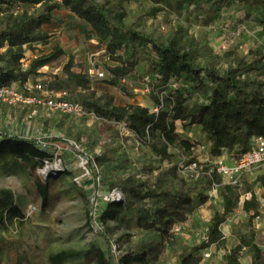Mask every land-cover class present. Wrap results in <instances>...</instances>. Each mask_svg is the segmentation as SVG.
I'll use <instances>...</instances> for the list:
<instances>
[{
    "label": "rangeland",
    "instance_id": "1",
    "mask_svg": "<svg viewBox=\"0 0 264 264\" xmlns=\"http://www.w3.org/2000/svg\"><path fill=\"white\" fill-rule=\"evenodd\" d=\"M122 4L127 9L126 21L136 28L154 32L161 38L178 31V35L187 40L208 45L212 51L205 60L216 61L221 72L234 64L237 56H245L251 61L259 52L264 53V12L259 7L250 9L233 1L217 12L215 0H204L201 10L195 6H185L180 13L164 10L153 15L157 5L148 0H128ZM39 10L40 6H15L9 13L0 15V32L9 30L17 23L19 13L31 14ZM54 14L53 23L41 30L50 35L46 43L28 44L20 48L5 45L0 48V67H8L21 74L26 80V87H33L35 82H55L58 87L69 90L73 99L107 94L109 88L104 85L109 75L107 66H116L117 62L106 55L105 43L96 39L91 28L67 10ZM119 54L128 58L125 51ZM68 63L72 64L74 76L81 75L88 78L87 81L70 78L65 71ZM97 66L105 72V78L90 77L89 69ZM147 68L148 63L141 59L136 67L137 72L125 82L126 92L121 88L112 89L119 105H127V98L143 94L142 78L147 74ZM134 81L136 83L132 84ZM202 102L197 94H193L189 100L190 105ZM21 107L24 106L0 103V127L3 124L2 128L5 129L7 114L21 110ZM35 110L38 115L20 119L19 129L16 130L18 133L13 135L29 140L37 136L47 138L52 144L50 151L54 154V160H62V165L69 171L54 180L45 181L39 176V168H32L29 174L40 182L42 191L39 192L28 177L23 182L21 177L24 176H19L22 172L17 165H10L16 176L11 182L8 180L6 188L2 187V190L16 201L19 187L25 186L24 204L27 208L22 222L16 220L8 232L0 233V264H53L51 256L61 252L70 254L64 264H94L93 256L85 254L92 246H97L107 255L111 249L117 257L144 241L160 240V233L155 230H142L135 226L127 228L110 219H98V213L105 209L107 196L113 192L111 182L131 173L138 174L148 186H154L158 191L209 197L181 229L175 231L171 239L164 238L166 250L154 264H178L177 254L184 247L192 248L206 239L207 223L215 211L223 210L220 189L226 181L213 172L210 165L215 158L207 147L203 149L209 143L199 127L178 122L180 136L197 147L192 155L182 150L176 156L165 158L157 155L150 145L141 142L135 134L126 133L124 122L109 121L97 114L87 119L77 118L34 107L25 108L23 112L30 114ZM36 130L37 133H34ZM151 142L154 143V140ZM74 146H79V149ZM16 149L11 147L5 151L7 159ZM5 152L0 155L3 156ZM170 152L174 153L173 150ZM100 155H104L108 161L95 163L94 166L90 162L83 164L87 156L95 158ZM189 162H197V169L186 170ZM261 172H264V167L244 174L240 192L245 194L251 189L255 193L254 203H258L261 213L253 221V227L256 230V243L264 251V188L255 181ZM76 179L81 180L82 185H78ZM7 185L11 188H7ZM19 200L22 201L21 198ZM32 206L37 207L38 211L29 214ZM221 229L224 244L201 251V264H224L225 254L239 243L242 234L248 233L249 214L244 207H238ZM207 253L209 257H205ZM241 261L242 264H251L247 253Z\"/></svg>",
    "mask_w": 264,
    "mask_h": 264
},
{
    "label": "trees",
    "instance_id": "2",
    "mask_svg": "<svg viewBox=\"0 0 264 264\" xmlns=\"http://www.w3.org/2000/svg\"><path fill=\"white\" fill-rule=\"evenodd\" d=\"M123 1L128 0H0V15L9 13L17 5L40 6V10L35 13H19L17 23L9 30L0 32V48L5 45L20 48L28 44L46 43L50 35L43 33L42 28L53 23L54 12L67 10L91 28L94 37L105 43L106 55L117 62L116 66H107L108 85L121 89L126 87V79L137 72L136 67L143 59L148 63L143 83L145 77H150L153 86L149 94L154 101L152 109L137 104L119 105L115 97L108 93L91 94L81 99L70 97L81 102L87 111L109 121L124 122L141 142L150 145L152 151L165 158L176 156L182 150L192 155L197 147L189 139L180 136L177 132L178 122L201 129L210 144L209 151L213 158L224 154L239 158L250 149L254 137H264L263 52H259L251 61L245 56H237L234 64L221 72L216 61L205 60L212 51L208 45L187 40L178 35V31L161 38L154 32H146L129 24ZM148 1L157 5L153 15L164 10L180 13L185 6H195L201 10L204 2ZM233 1L250 9L259 7L264 12V0H215L216 11L220 12ZM122 51L126 52L128 58L119 54ZM71 68V63L65 66L70 78L87 81L88 78L81 75L74 76ZM25 83L21 74L8 67H0V87L18 85L23 88ZM45 85L55 90L49 84ZM193 94H197L203 102L190 105ZM155 107H159L158 113L153 112ZM11 147L17 148L11 153L31 164L34 170L42 168L45 161H52L54 157L50 150L42 149L35 138L27 140L0 131V150ZM105 161L108 158L104 155L91 158L93 166ZM54 179L56 177H49L45 181ZM255 181L264 188V172L258 174ZM36 185L41 192L42 186L38 180ZM153 187L148 186L136 173L111 182V190L118 189L124 199L115 203L106 202L105 209L98 213V219H110L127 228L135 226L142 230H155L160 233L161 239L144 241L117 257L111 249L107 255L97 246H92L85 254L93 256L94 264H154L166 250L164 238L171 239L176 227L185 224L209 199L203 194L178 195ZM252 192L251 189L247 190V193L252 194V200L246 201L243 206L249 214L248 233L242 234L239 243L225 254L224 264H242L245 253L250 256L251 264H264V251L256 243V230L253 227V221L261 212L258 203H254L256 196ZM220 194L223 210L215 211L207 223L206 239L192 248L184 247L177 254L178 264H201V251L224 244L221 226L235 213L243 194L240 187L229 184L221 187ZM24 218L25 214L12 196L0 189V233L8 232L16 220L22 222ZM69 255L68 252H61L51 256V261L53 264H64Z\"/></svg>",
    "mask_w": 264,
    "mask_h": 264
},
{
    "label": "built area",
    "instance_id": "3",
    "mask_svg": "<svg viewBox=\"0 0 264 264\" xmlns=\"http://www.w3.org/2000/svg\"><path fill=\"white\" fill-rule=\"evenodd\" d=\"M88 73L92 78L103 79L106 76L105 72L100 71L98 67L90 68ZM151 83L152 81L150 77L144 78L143 91L147 95L151 94L153 91ZM172 87H175V85H172ZM0 103L12 106H29L34 107L35 109L44 108L54 113H63L83 119H87L94 115L93 112L87 111L81 102L70 99V94L67 91L52 90L41 82H36L33 87H26L25 85L23 88L17 85L0 87ZM153 112L158 113L159 107H155ZM124 129L126 133H132L127 127ZM34 138L38 141V145L42 149H51L52 144L46 140L47 138H43L42 136ZM24 139L29 140L27 137H24ZM74 147L79 149V146ZM203 149L206 150V147L203 146ZM74 151L77 150L74 149ZM89 162L91 163V157L87 156V161L86 163L84 161L83 164ZM210 166L214 173H217L224 178V181H226L225 184L242 187V178L244 174L263 169L264 167V137H254L250 149L239 158H233L229 154H224L220 157H216ZM197 167V162H189L186 170L194 171ZM66 171H69V169L62 165V160L55 161L54 158L52 161H45L44 166L38 169L39 176L43 180H46L49 177H59ZM85 174L88 175V172ZM75 182L78 185H82V182L79 179H76ZM251 198V193L243 194L239 201V207H243L245 202ZM123 199V194L118 190H114L109 196H107L106 200L107 202L115 203L120 202ZM37 211V207L32 206L29 214H34ZM180 229L181 226H178L175 230L179 231ZM209 256V253L205 254V257Z\"/></svg>",
    "mask_w": 264,
    "mask_h": 264
},
{
    "label": "crops",
    "instance_id": "4",
    "mask_svg": "<svg viewBox=\"0 0 264 264\" xmlns=\"http://www.w3.org/2000/svg\"><path fill=\"white\" fill-rule=\"evenodd\" d=\"M54 16H55V14H54ZM63 25H65V24H63ZM129 80H131V76L126 79V82H128ZM34 82H31L30 81L29 83H34ZM135 83L136 82L134 81L132 84H135ZM49 85H50V87L54 88L55 90H66V89H63V88L58 87V85L55 84V82H53L52 84H49ZM104 85H107L108 88H109V90H107V93L115 96V93H114V91L112 89H116L117 87H112V86L108 85L107 83H105ZM140 90H142L141 87H140ZM67 92L69 94H71L69 90H67ZM129 96H131V95H129ZM126 104H137V105H140V106H143V107L152 109L153 106H154V101L149 96H146L144 94V92H143V94H141L139 96H133V97L131 96V98H127ZM25 108L30 109L32 107L24 106V107H21V110H19V111L16 110L14 113L7 114V119L5 121V129L2 128L4 126L2 124V126L0 127L2 129L1 131H4L5 132V130H6V133L8 135H13L14 133H18L16 130L19 129L18 127L20 125L19 124L20 119L23 120L24 118L33 117L34 115L36 117L38 115L37 114L38 111H36V110L33 111V112H31L30 114H28V113L25 114L23 112V110ZM38 109L39 110H42V111L43 110H46L44 108H38ZM178 131H179V129L177 127V132ZM34 133H37V130L34 131ZM39 134H41V132H39ZM185 139H187V138H185ZM208 145L209 146H205V147H207V151H209V149H210V144H208ZM6 150L5 149H3L2 151L0 150V153L1 152L4 153ZM1 156L2 155H0V160H1V162H0V188H1V190H2V187L3 188H6L5 185L7 184V181L8 180H9L8 182H11V179H13V177L16 176L14 174V172L10 169L11 168L10 165H12V164L13 165H17L21 169V172L22 173L19 176L20 177L21 176H24V177H21V179H24L23 182H25L27 180V177H28L31 180L30 182L33 183L34 189L37 190L36 180L33 179V177L29 174L31 172V169H32L31 164L23 161L22 159H19V158L15 157L13 154L10 156V158L7 159V153L6 152H5V154L2 157ZM8 187L9 186L7 185V188ZM9 188H11V187H9ZM19 188H20V191L18 190L17 195H15V197H16V204L22 210V212L24 214H26L25 208H27V207H25V204H24V201H25L24 200V197H25L26 189H25V186H22V185ZM34 191L35 190H33V192ZM19 198H21L22 201L19 200ZM20 202H22V205L20 204Z\"/></svg>",
    "mask_w": 264,
    "mask_h": 264
},
{
    "label": "water",
    "instance_id": "5",
    "mask_svg": "<svg viewBox=\"0 0 264 264\" xmlns=\"http://www.w3.org/2000/svg\"><path fill=\"white\" fill-rule=\"evenodd\" d=\"M122 91H123V92H126V88H125V87H123V88H122Z\"/></svg>",
    "mask_w": 264,
    "mask_h": 264
}]
</instances>
